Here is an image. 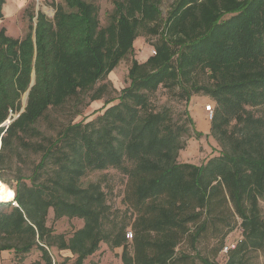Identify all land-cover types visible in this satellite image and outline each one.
<instances>
[{
  "label": "trees",
  "instance_id": "trees-1",
  "mask_svg": "<svg viewBox=\"0 0 264 264\" xmlns=\"http://www.w3.org/2000/svg\"><path fill=\"white\" fill-rule=\"evenodd\" d=\"M62 2L51 0V19L29 13L19 39L0 28V186L13 190L16 204L0 203L8 208L0 212V253L22 258L36 248L53 264L56 248L84 264L104 243L122 248V264H218L238 226L226 264L264 257V0H175L162 25L156 0H112L104 26L93 3ZM141 29L156 38L144 63L133 56ZM125 60L129 85L104 101L117 103L101 116L64 125L55 137L34 126L69 100H99L106 86L96 85ZM159 88L185 102V121L152 104ZM193 95L213 102L209 134L220 146L199 166L178 161L193 128ZM18 149L39 161L28 176L18 169L12 187L2 166ZM110 168L126 178L122 218L99 181L81 182ZM50 209L55 220L79 219L82 227L68 239L53 234Z\"/></svg>",
  "mask_w": 264,
  "mask_h": 264
},
{
  "label": "rangeland",
  "instance_id": "rangeland-1",
  "mask_svg": "<svg viewBox=\"0 0 264 264\" xmlns=\"http://www.w3.org/2000/svg\"><path fill=\"white\" fill-rule=\"evenodd\" d=\"M93 3L98 9V17L100 21V26L106 25L107 18L112 11V0H86ZM159 10H160V24L165 20L167 13L171 9L175 0H156ZM51 0H5L3 6V18L0 19V28L6 30L7 36L19 39L24 36L27 31L28 25L31 23L29 20V13L34 16L38 12L44 13L48 18H52L54 10L50 5ZM55 3L63 5L62 0H54ZM35 19L32 21L34 22ZM159 24V25H160ZM162 25V24H161ZM156 41L155 37L150 36L145 30L141 29L138 37L135 39L134 47V58L139 63H144L149 56L152 55L153 47L152 44ZM128 69L129 61H121L119 65L113 69V71L107 76V78L101 81L99 85H105V90L102 97L99 100L90 102L88 97H83L81 103L77 101L65 103L59 108H50L46 116L40 118L34 125L44 136L55 137L57 131L61 129L62 126L69 123H75L79 121L88 122L101 116L106 108L117 103V100L110 103L109 105L103 107L104 101L110 99H117L122 90L129 85L128 80ZM203 80H206L205 76H202ZM173 92H168L165 88H159L151 97L152 104L157 108L162 106H167L171 109L172 118L174 122L182 123L185 121L186 117L184 111L186 109V104L183 100L177 99V97L172 94ZM90 94L88 93L87 96ZM187 111L193 122V128L189 127L187 134H184L181 141L184 143V148L179 151L178 161L180 163L192 164L199 166L205 163L209 158L217 156L220 151V146L218 142L210 136V124L211 120L208 119L205 112L206 106H213V102L210 101L204 95H193L187 104ZM22 107L23 98H22ZM23 109V108H22ZM260 110H257V115H261ZM17 116V115H16ZM10 119L4 124H9ZM200 134L201 136L197 135ZM197 135V136H196ZM35 141V139H32ZM39 161V154L29 152L26 150L18 149L17 154L9 159H6L2 168L3 175L9 184L13 187L14 177L16 176V171L21 169L22 175L28 176L31 173V169ZM125 176L120 173V171L115 169H106L101 172L88 173L81 180L83 184L89 182L99 181L102 190L106 193L107 203L114 209H120V217L123 216V210L125 209L122 204V194L125 187ZM5 186V185H4ZM3 187V186H2ZM9 192L13 190L5 186ZM4 188V187H3ZM14 193V192H13ZM0 203H8L2 202ZM14 204V198L11 203ZM264 207V205L262 204ZM7 207H0L1 211H7ZM83 222L79 219H67L61 218L55 220L53 217V212L50 209L46 217V226L50 227L53 234H62L68 239L74 231L81 228ZM240 229L238 226L234 231H232L227 236V243H236L241 238ZM188 249L187 246H184ZM202 254V246H199ZM190 251V250H189ZM122 248H111L108 245L101 243L98 250L90 257H88L84 264H122L121 255ZM49 253L52 257L53 264H73L74 256L68 251H58L56 248H50ZM258 255V254H257ZM226 256L221 253L216 258L218 264H226ZM199 261V260H198ZM55 262V263H54ZM250 264H264L263 256H256L255 254H250L248 260ZM0 264H45L41 258V253L38 249L33 248L28 254L20 258V256H15L12 251H3L0 253ZM200 264V263H197Z\"/></svg>",
  "mask_w": 264,
  "mask_h": 264
},
{
  "label": "built area",
  "instance_id": "built-area-1",
  "mask_svg": "<svg viewBox=\"0 0 264 264\" xmlns=\"http://www.w3.org/2000/svg\"><path fill=\"white\" fill-rule=\"evenodd\" d=\"M155 54V52L153 51L152 52V55H154ZM205 112H206V114H207V117H208V119L209 120H211L212 119V117H213V109H212V106H206L205 107ZM10 203H12V201H10ZM15 204V203H14ZM15 206H16V204H15ZM234 243H231V244H229V245H226L225 247H224V249L222 250V253H224V254H226L227 253V251L229 250V249H232V248H234Z\"/></svg>",
  "mask_w": 264,
  "mask_h": 264
},
{
  "label": "bare ground",
  "instance_id": "bare-ground-1",
  "mask_svg": "<svg viewBox=\"0 0 264 264\" xmlns=\"http://www.w3.org/2000/svg\"><path fill=\"white\" fill-rule=\"evenodd\" d=\"M13 195L11 192L2 189V187L0 186V201L2 202H10L13 201Z\"/></svg>",
  "mask_w": 264,
  "mask_h": 264
},
{
  "label": "water",
  "instance_id": "water-1",
  "mask_svg": "<svg viewBox=\"0 0 264 264\" xmlns=\"http://www.w3.org/2000/svg\"><path fill=\"white\" fill-rule=\"evenodd\" d=\"M35 24V23H34ZM34 84V75H32V81L30 83L29 88H31V86ZM28 93H29V89L25 92L24 96H23V104L24 107L26 106L27 103V99H28ZM5 126H7L6 124H4Z\"/></svg>",
  "mask_w": 264,
  "mask_h": 264
}]
</instances>
